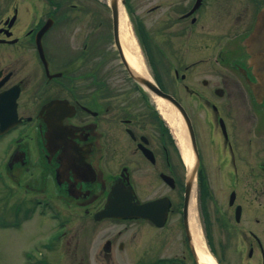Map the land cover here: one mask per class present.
<instances>
[{"label":"flooded vegetation","instance_id":"obj_1","mask_svg":"<svg viewBox=\"0 0 264 264\" xmlns=\"http://www.w3.org/2000/svg\"><path fill=\"white\" fill-rule=\"evenodd\" d=\"M64 3L0 0L4 202L26 217L41 198L49 213L58 208V242L46 247L60 264H200L194 197L214 264H264V96L252 90L258 63L248 50L264 1L126 2L135 32L138 22L145 29L150 75L192 120L191 194L189 166L155 116L153 92L126 66L112 17L102 3ZM246 95L251 104H237ZM113 188L132 210L158 200L152 216L97 217Z\"/></svg>","mask_w":264,"mask_h":264},{"label":"rangeland","instance_id":"obj_2","mask_svg":"<svg viewBox=\"0 0 264 264\" xmlns=\"http://www.w3.org/2000/svg\"><path fill=\"white\" fill-rule=\"evenodd\" d=\"M61 1H65V7H71V3L73 2H83L84 5L86 4L85 6L93 9H96L99 7V4L102 3V5L100 4V7L103 6L104 10L106 11V15L109 16L110 14V18L112 17L110 6H106V0H70L69 4L67 0ZM108 9H110V12ZM132 29L135 31L133 27ZM106 31H110L111 34L112 27H108ZM235 33L236 30L233 31V35ZM49 35H54V31L50 32ZM134 35L136 37L135 39L140 41L136 33ZM232 88L233 90L237 89L234 86H232ZM234 95L235 92L232 93V96ZM183 99L185 101L188 99V97H184ZM245 100L248 102V104H251L247 95L244 97V99H239L237 104L247 103ZM196 102L197 100H192L190 98L188 99L187 104L196 107ZM2 194H4V192L0 185V217H9L8 220L10 221L14 219L20 208L8 203H4ZM7 205L9 206L7 207ZM65 210L66 209L64 208V211ZM34 214L35 215L32 216L33 218L30 219V221H24V223H21L20 225L10 224L11 221L9 224H6L5 219H2L3 221L0 219V264H47L46 257H50V259L54 261L53 264H60L58 261V255H55V253L51 255L50 251H47L46 247L51 245V243H55L56 240L55 234L51 233L53 230L51 225L53 221L51 220V217H49V215L43 216L42 212L41 214ZM56 242H58V240H56ZM75 263L79 264L77 262ZM62 264H64V260Z\"/></svg>","mask_w":264,"mask_h":264},{"label":"bare ground","instance_id":"obj_3","mask_svg":"<svg viewBox=\"0 0 264 264\" xmlns=\"http://www.w3.org/2000/svg\"><path fill=\"white\" fill-rule=\"evenodd\" d=\"M120 38L126 54L125 56L131 66L136 68V70H138L141 74L151 76L149 75L150 73L148 68L144 63L142 53L137 45V40L131 33V27L123 10H120ZM154 101L162 116L167 120V122H169V125H171L173 134L187 165L191 166L194 161V155H192L193 152L189 145L187 129L182 116L176 109H174L173 106L169 105V103L162 98L154 97ZM194 205L195 198L193 197L190 213L191 226L193 230L194 245L197 248L199 260L202 264H214V258L206 250L207 248L205 246L201 230L196 224V210Z\"/></svg>","mask_w":264,"mask_h":264},{"label":"water","instance_id":"obj_4","mask_svg":"<svg viewBox=\"0 0 264 264\" xmlns=\"http://www.w3.org/2000/svg\"><path fill=\"white\" fill-rule=\"evenodd\" d=\"M117 3H118V0H112L111 5H113V8H114L115 19H117V13H118V8H117L118 6L116 5ZM263 13L264 11L262 12V14ZM117 30L118 28L116 24V34H117ZM116 39L119 40L118 36ZM249 42H250V46H252L251 48L248 49L253 56L252 61L255 59L258 63L257 64L258 72L256 73L258 81L252 83V90L254 94L256 95V97L259 98V97L264 96V46H263L264 44V21L262 20V18L261 20H259V23L257 24L255 31L252 32L251 35L249 36ZM135 76L137 79L144 82L148 87H150L157 95H160L161 97L169 100L182 111L189 125L190 134L192 137V143L194 145L193 147L195 150L196 140H195V136L193 133L192 125L190 124L191 123L190 119L188 115L186 114V112L184 111V109L182 108V106L172 96L168 94L166 95V93L162 92L152 81H150V79H147L146 77L145 78L139 77V75H135ZM197 164H195L196 166L194 167V170H192V174L189 177V183L187 185L188 189H190L193 185V181L195 178L194 174H196L197 167H198ZM128 199L129 197L125 198V195L120 196V194L116 190H113V192L111 191L107 209H105L101 215L102 216L104 215H118V216L128 215V214H122L120 212V209H125L126 211L129 210ZM157 203L158 201L154 200V201L146 202L142 204V206L139 205L137 208L138 209L137 215L145 216V215H148L149 213L151 214L152 207H154Z\"/></svg>","mask_w":264,"mask_h":264}]
</instances>
